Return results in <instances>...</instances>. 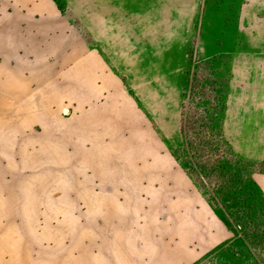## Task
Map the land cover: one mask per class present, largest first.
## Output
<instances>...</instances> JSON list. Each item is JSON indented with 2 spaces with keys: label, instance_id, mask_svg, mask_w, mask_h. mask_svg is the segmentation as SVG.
Here are the masks:
<instances>
[{
  "label": "rangeland",
  "instance_id": "obj_1",
  "mask_svg": "<svg viewBox=\"0 0 264 264\" xmlns=\"http://www.w3.org/2000/svg\"><path fill=\"white\" fill-rule=\"evenodd\" d=\"M244 5L0 0V264H264Z\"/></svg>",
  "mask_w": 264,
  "mask_h": 264
},
{
  "label": "crops",
  "instance_id": "obj_2",
  "mask_svg": "<svg viewBox=\"0 0 264 264\" xmlns=\"http://www.w3.org/2000/svg\"><path fill=\"white\" fill-rule=\"evenodd\" d=\"M245 4L246 5L243 6V11H245V13H246L247 20H251L252 21V25L255 27L256 25H258L259 23L262 22V21H260V19L262 20L263 17H258L255 14V11L259 10V8H261V7H264V0H245ZM107 58L108 57H107V54H106V62H107ZM110 78H109V80L112 81ZM113 87L116 88L115 91H117V92H123L124 91L126 93V95H127V93H130L129 90L127 91V88L124 87V86H121V84L113 85ZM126 95L124 96V94H123L124 97H126ZM144 112H147L146 116H151L153 118L152 114L149 113V111L145 110ZM158 117L161 118L162 115L159 114ZM121 122H126V120H123ZM161 122H163V120H161ZM118 123H120V121H118ZM167 132L170 133V128L169 127L167 129ZM171 137H172V135H171ZM172 138H175V136H173ZM203 234H206V233H203ZM214 236L215 235H212V234L210 235V239L212 240V242L214 241V239H213ZM204 240H206V239L204 238ZM203 246H206V245L204 244ZM191 263H192V261L191 262L188 261L186 264H191Z\"/></svg>",
  "mask_w": 264,
  "mask_h": 264
},
{
  "label": "trees",
  "instance_id": "obj_3",
  "mask_svg": "<svg viewBox=\"0 0 264 264\" xmlns=\"http://www.w3.org/2000/svg\"><path fill=\"white\" fill-rule=\"evenodd\" d=\"M182 117H183V113H182ZM182 132H183V135H185V132L183 131V129H182ZM184 137H186L185 139L187 140V136H184ZM186 140H184L181 144H179L180 145V147H183V146H188V144H187V141ZM184 143V144H183ZM179 147V146H178ZM177 146L175 147V149L177 150V149H179ZM184 169H185V167H184ZM187 169V168H186ZM189 169V168H188Z\"/></svg>",
  "mask_w": 264,
  "mask_h": 264
}]
</instances>
